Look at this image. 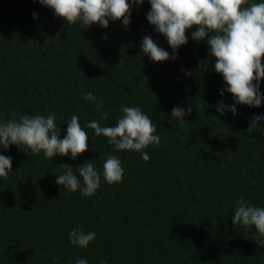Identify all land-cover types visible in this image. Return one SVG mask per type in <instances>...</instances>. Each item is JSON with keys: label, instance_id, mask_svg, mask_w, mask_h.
<instances>
[{"label": "trees", "instance_id": "obj_1", "mask_svg": "<svg viewBox=\"0 0 264 264\" xmlns=\"http://www.w3.org/2000/svg\"><path fill=\"white\" fill-rule=\"evenodd\" d=\"M149 11L145 0L132 8L127 27L116 20L84 30L38 0H0V121L13 111L54 113L63 139L67 122L78 115L89 138L76 160L70 154L46 160L23 145L0 151L12 157L11 173L0 178V264H75L77 257L88 264H264L254 227L232 222L241 197L264 207V121L261 131H246L253 115H264V101L258 108L237 104L235 115L216 110L233 99L220 95L225 82L207 39H192L195 26L174 61L143 55L145 35L172 52L147 21ZM85 92L103 102L107 119L82 99ZM123 106L140 107L157 126L160 145L145 149L147 162L135 151L115 152L86 127L92 120L115 126ZM176 106L192 108L183 126L171 117ZM110 154L124 169L122 182L111 186L102 177ZM89 160L101 172L94 196L55 183L65 172L60 165L78 175L76 167ZM74 228L95 232L96 239L87 248L73 246Z\"/></svg>", "mask_w": 264, "mask_h": 264}, {"label": "clouds", "instance_id": "obj_2", "mask_svg": "<svg viewBox=\"0 0 264 264\" xmlns=\"http://www.w3.org/2000/svg\"><path fill=\"white\" fill-rule=\"evenodd\" d=\"M37 2V0H33ZM52 10L56 18L65 24H79L84 30L98 24L102 28L109 26V21L122 20L125 27L130 25L132 8L143 5L145 0H38ZM150 11L146 19L154 30L162 34L172 49L171 54L159 47L151 35H145L141 41V53L153 62L177 59L178 49L188 43L186 32L194 26V41L207 39L209 56L215 58L214 70L223 77L226 87L221 90L232 95L233 104L220 102L217 111L224 115L226 111L237 113V104L260 107L264 94L260 83L264 81V2L249 0H148ZM34 18L36 14H33ZM103 39L107 40V36ZM186 75L192 73L181 69ZM82 99L95 104V111L101 113L100 119H107L108 112H102L103 102L91 92L82 94ZM122 115L115 126H101L97 120L87 123L86 127L94 130L96 136L107 138L115 152L135 151L144 161L150 159L145 151L149 146L160 145L156 135L157 126L147 114L137 106H123ZM192 108L185 110L176 106L171 110V117L181 126L184 117L191 114ZM54 113L47 115H27L11 112L7 121H0V151L10 150V145H21L32 154L43 153L44 159L68 156L76 160L88 150V134L79 122V116L73 115L67 122L66 135L60 139L61 129L57 128ZM264 121V115H253L248 133L261 131L258 123ZM95 160H89L76 167L64 164L59 167L65 172L56 175L55 183L68 192L80 191L84 197L94 196L101 186V172L95 167ZM12 171V157L0 154V178L7 179ZM124 169L117 155L110 154L102 165V177L108 185L121 183ZM81 180L83 183H81ZM252 184L256 181L253 179ZM232 222L238 227L255 229L254 241L264 247V207L253 206L243 197L237 201ZM73 246L87 248L96 239L95 232H85L74 228L68 237ZM55 264H59L56 260ZM75 264H88L84 258L77 257ZM99 264H107L101 259Z\"/></svg>", "mask_w": 264, "mask_h": 264}]
</instances>
